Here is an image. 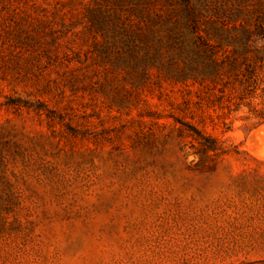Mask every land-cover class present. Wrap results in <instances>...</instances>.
<instances>
[{
	"label": "rangeland",
	"instance_id": "obj_1",
	"mask_svg": "<svg viewBox=\"0 0 264 264\" xmlns=\"http://www.w3.org/2000/svg\"><path fill=\"white\" fill-rule=\"evenodd\" d=\"M139 4L0 0V264H264V0Z\"/></svg>",
	"mask_w": 264,
	"mask_h": 264
},
{
	"label": "trees",
	"instance_id": "obj_2",
	"mask_svg": "<svg viewBox=\"0 0 264 264\" xmlns=\"http://www.w3.org/2000/svg\"><path fill=\"white\" fill-rule=\"evenodd\" d=\"M148 2L149 0H139V5H141L138 7L140 12V18L145 17V14L148 15L149 12L145 9V6H147L146 4ZM145 26L149 28V24H146ZM143 37L146 38V36ZM192 53L193 55L190 56L189 63L191 64V67L197 73H199V75H201V80H209L211 82H216L217 80H220V71L225 64H235L234 61L225 62L222 58L215 57V52L212 44H209L207 42L197 48H194L192 50Z\"/></svg>",
	"mask_w": 264,
	"mask_h": 264
},
{
	"label": "bare ground",
	"instance_id": "obj_3",
	"mask_svg": "<svg viewBox=\"0 0 264 264\" xmlns=\"http://www.w3.org/2000/svg\"><path fill=\"white\" fill-rule=\"evenodd\" d=\"M261 154V153H260Z\"/></svg>",
	"mask_w": 264,
	"mask_h": 264
}]
</instances>
